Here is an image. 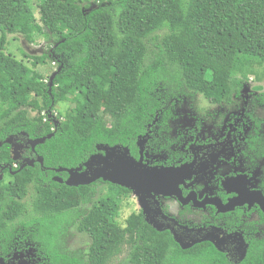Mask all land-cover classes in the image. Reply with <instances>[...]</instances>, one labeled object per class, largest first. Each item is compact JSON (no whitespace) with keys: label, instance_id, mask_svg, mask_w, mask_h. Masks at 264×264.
<instances>
[{"label":"trees","instance_id":"obj_1","mask_svg":"<svg viewBox=\"0 0 264 264\" xmlns=\"http://www.w3.org/2000/svg\"><path fill=\"white\" fill-rule=\"evenodd\" d=\"M14 35L46 37L48 51L18 61L6 52ZM47 63L51 86L37 69ZM250 76L264 82V0H0V165L13 164L9 137L46 138L35 147L43 165L0 181V257L20 237L49 264H83L58 241L77 217L74 197L88 203L93 185L54 184L51 169L78 168L100 145L133 149L142 126L165 117L162 102H218ZM60 103L72 108L56 116ZM122 191L107 189L75 223L89 240L84 264H110L123 247L122 264H221L210 246L181 250L140 216L121 222ZM248 261L264 262V251Z\"/></svg>","mask_w":264,"mask_h":264},{"label":"flooded vegetation","instance_id":"obj_2","mask_svg":"<svg viewBox=\"0 0 264 264\" xmlns=\"http://www.w3.org/2000/svg\"><path fill=\"white\" fill-rule=\"evenodd\" d=\"M162 104L165 117L159 118L156 112L142 126L144 132L136 136L133 149L120 146L133 164L140 162L146 170L158 172L145 182L153 188L136 194L101 178L91 183L94 195L88 203L81 205L78 194L72 201L79 206L77 217L60 235L59 250L86 262L88 245L80 248L78 236L82 242L87 236L76 230L75 223L100 202L107 189L117 187L123 189L122 208L132 210L121 222L133 214L140 216L155 232L168 234L181 250L188 245H192L188 249L210 246L222 257L221 264H264L248 261L250 254L264 251V83L244 84L218 102L195 95L173 96ZM54 120L57 126L59 120ZM33 139L24 133L13 138L22 148L16 152V160L10 148L13 164L2 165L7 167L1 172L2 179L14 176L26 162L38 163L41 158L29 144ZM121 154L117 152L110 160L116 169L121 168ZM66 170L71 169H51L50 180L68 188L80 187L66 185ZM22 222L23 217L17 220V232ZM20 240L14 238L5 258L0 257L4 264H49L38 255V244ZM126 254L127 247H123L114 258L117 264L124 262Z\"/></svg>","mask_w":264,"mask_h":264},{"label":"water","instance_id":"obj_3","mask_svg":"<svg viewBox=\"0 0 264 264\" xmlns=\"http://www.w3.org/2000/svg\"><path fill=\"white\" fill-rule=\"evenodd\" d=\"M56 73H54L49 79V86L52 85V80L55 77ZM52 135L47 138L50 139ZM46 138L30 140L29 144L31 148L34 150L37 145L43 144ZM5 144L9 145L11 148L12 158L16 160L15 154L18 152L22 146L13 143V137H9L4 141ZM1 147V144H0ZM98 153L92 155L82 166H79L76 169L66 170L69 174L68 180L65 182L69 187H77V186H87L91 183L95 182L98 179H102L104 181H109L112 183H116L121 187L131 189L136 194H140L144 191L145 188H153V185L150 183H145L149 180H152L154 176L158 172L156 170H146L144 166L139 162L138 164H133L132 160L128 156L127 150H123L119 146L115 147H107L100 145L97 147ZM117 152H121L122 156H120L121 168H114L112 162V155H117ZM102 153H105L103 156ZM122 158L124 161H122ZM129 158V160H128ZM38 162L42 164V160L39 159ZM26 166H33V162H26L22 165L19 170H22ZM6 166L0 165V181L2 180V174ZM84 168V171H83ZM83 171V172H81ZM152 176V177H151ZM58 182H62L61 180H57ZM192 245H188L187 247H182L183 250L190 248ZM0 264H4V262L0 259Z\"/></svg>","mask_w":264,"mask_h":264},{"label":"rangeland","instance_id":"obj_4","mask_svg":"<svg viewBox=\"0 0 264 264\" xmlns=\"http://www.w3.org/2000/svg\"><path fill=\"white\" fill-rule=\"evenodd\" d=\"M36 2V0H34ZM36 11V10H35ZM37 15V13H36ZM49 41L48 38L46 37H39L36 39L35 44H28L25 42V40L19 36V35H14V36H8V42H7V47H6V52L11 54L16 60L18 61H24L25 63H27L29 65V60L26 59L24 57V55L27 56H41L43 54H45L48 51V46H49ZM52 67L54 68V66L52 65H48V63L44 66H38L37 69L39 72L42 73V75L44 77H49L48 79H50V75L52 73ZM264 83L263 81H255L253 80V76H250L248 78V81L246 82V84H249L250 86L256 85V84H262ZM203 97L200 96V99H202ZM72 108V104L70 103H60L56 106L54 114L57 116L58 113H64L66 110ZM131 209L126 211V207L121 209L120 212V221H123L128 215L129 213H131ZM80 238V240L78 239L79 242V247H87L88 245V239L85 237V242L81 241V237L82 236H78ZM117 259H114L110 264H117Z\"/></svg>","mask_w":264,"mask_h":264}]
</instances>
